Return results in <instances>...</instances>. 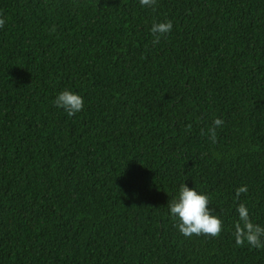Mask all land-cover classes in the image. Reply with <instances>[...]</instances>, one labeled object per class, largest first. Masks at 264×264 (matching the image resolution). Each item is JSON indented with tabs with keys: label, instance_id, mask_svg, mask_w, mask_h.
Instances as JSON below:
<instances>
[{
	"label": "trees",
	"instance_id": "trees-1",
	"mask_svg": "<svg viewBox=\"0 0 264 264\" xmlns=\"http://www.w3.org/2000/svg\"><path fill=\"white\" fill-rule=\"evenodd\" d=\"M0 22V264H264L232 236L239 203L264 226V0H0ZM181 183L219 235L178 232Z\"/></svg>",
	"mask_w": 264,
	"mask_h": 264
},
{
	"label": "clouds",
	"instance_id": "clouds-1",
	"mask_svg": "<svg viewBox=\"0 0 264 264\" xmlns=\"http://www.w3.org/2000/svg\"><path fill=\"white\" fill-rule=\"evenodd\" d=\"M155 2L156 0H139L142 7L149 8L154 6ZM171 30V20L152 23L149 28L153 37L152 43H158ZM53 104L71 117L83 109V97L71 89H62L57 92ZM222 123L221 119H214L207 129L208 138L213 142L215 141V129ZM246 191V186H240L235 190V196L239 197L240 193ZM208 204L209 197L206 193L198 191L186 183H181L172 199L167 202L168 214L176 222L175 227L178 232L184 237L192 235L216 237L223 231V221L221 217L213 214ZM235 210L237 219L232 224V236L235 244L246 243L257 249L264 247V226L250 220L249 208L245 203L237 204Z\"/></svg>",
	"mask_w": 264,
	"mask_h": 264
}]
</instances>
